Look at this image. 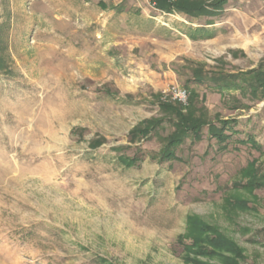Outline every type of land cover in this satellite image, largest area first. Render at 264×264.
Returning a JSON list of instances; mask_svg holds the SVG:
<instances>
[{
	"label": "rangeland",
	"instance_id": "obj_1",
	"mask_svg": "<svg viewBox=\"0 0 264 264\" xmlns=\"http://www.w3.org/2000/svg\"><path fill=\"white\" fill-rule=\"evenodd\" d=\"M153 3L0 0V264H264V0L194 19ZM175 100L234 133L161 160ZM188 215L235 249L187 252Z\"/></svg>",
	"mask_w": 264,
	"mask_h": 264
},
{
	"label": "trees",
	"instance_id": "obj_2",
	"mask_svg": "<svg viewBox=\"0 0 264 264\" xmlns=\"http://www.w3.org/2000/svg\"><path fill=\"white\" fill-rule=\"evenodd\" d=\"M228 1L229 0H211L210 3L206 4L205 0H178L174 3H169L167 0H155V5L162 11L175 12L179 15H185L190 19H194L220 16ZM213 23L214 22H207L206 25ZM198 31H200V29ZM188 36L191 40H200L212 38L214 35L201 32V34L193 33ZM191 78L197 84L205 80L203 79V73L198 70L192 71ZM258 80L261 81L260 78H258ZM223 86L225 85H221V88ZM259 86L262 88L263 85ZM194 96L193 94V97ZM161 107L165 113L170 115L171 118L168 117V119L173 125V131L163 141V148L159 154L161 160H178L179 158L175 155V149L188 137L192 139L193 143L201 141L202 130L205 126H207L209 137L221 144L231 137L234 133V127L238 123L237 119L231 118L206 122L193 111L191 105L183 107L176 100L161 103ZM162 121L161 118L144 121L129 133L130 139L134 140L138 135H148L152 130L156 129ZM248 141H250L252 145H256L252 139ZM97 144L99 145V142H97ZM117 159L121 165L127 167L137 164L139 160L137 156L127 155H119ZM257 185L258 183L253 180L247 184V187L252 188ZM186 221L187 233L185 236H188L190 241L187 244H183V248L187 250V252L207 256L214 253L217 249H227L231 251L235 249L233 243L221 236L207 224L203 223L197 216L188 215ZM236 253H238L237 250Z\"/></svg>",
	"mask_w": 264,
	"mask_h": 264
},
{
	"label": "built area",
	"instance_id": "obj_3",
	"mask_svg": "<svg viewBox=\"0 0 264 264\" xmlns=\"http://www.w3.org/2000/svg\"><path fill=\"white\" fill-rule=\"evenodd\" d=\"M176 1H178V0H168L169 3H173V2H176ZM153 6H154V9L159 10L163 15L174 16V14H175L174 12L166 13V12L158 9L156 7L155 3H153ZM175 16H178V15L176 14ZM173 92H174L173 94H174L175 98L178 99L181 102H183L186 99L187 94H188V92L185 89H181V88L174 89Z\"/></svg>",
	"mask_w": 264,
	"mask_h": 264
},
{
	"label": "crops",
	"instance_id": "obj_4",
	"mask_svg": "<svg viewBox=\"0 0 264 264\" xmlns=\"http://www.w3.org/2000/svg\"><path fill=\"white\" fill-rule=\"evenodd\" d=\"M190 24H192V23H190Z\"/></svg>",
	"mask_w": 264,
	"mask_h": 264
}]
</instances>
